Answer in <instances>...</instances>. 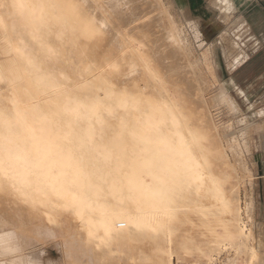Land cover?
Segmentation results:
<instances>
[{
    "label": "bare ground",
    "instance_id": "bare-ground-1",
    "mask_svg": "<svg viewBox=\"0 0 264 264\" xmlns=\"http://www.w3.org/2000/svg\"><path fill=\"white\" fill-rule=\"evenodd\" d=\"M2 1L0 29L11 43L23 80L16 83L0 74V98L4 100L0 105V191L18 196L29 209L54 197L63 208L73 210L100 249L113 244L126 224L140 234L166 229L169 237V225L184 207H214L220 216L229 214V195L219 178L210 177L209 133L202 127L208 126L210 119L205 98L197 102L203 109H195L199 122L192 123L180 105L184 88L172 86L180 101L174 99L167 91L168 81L151 63L147 45L127 34H122L123 45L130 51L125 53L133 64L127 69L133 73L120 69V62L126 59L123 55L111 61L110 68L102 67L101 61L96 63L94 72L80 85L70 81L57 84L47 60L37 59L44 48L53 50L43 36L50 30L45 12L54 4L60 10V21L80 27L76 29L84 39L79 42L101 50L107 45L105 33L112 24L107 8L100 0H84L85 12L81 10L84 2L75 5L81 3L76 0L73 4L68 0ZM91 9L100 14L96 16ZM136 10L141 11L139 6ZM143 28L134 31L141 34ZM172 28L175 30L173 24ZM110 55L109 51L103 53L105 59H111ZM134 70L143 76L142 84L137 83L140 76ZM87 88L105 103L96 114L75 100ZM57 137H62L63 143ZM241 229L245 231L244 226ZM7 241L0 237L1 259L10 254L25 259L21 250ZM260 255L255 248L253 264L260 261ZM260 262L264 264V257Z\"/></svg>",
    "mask_w": 264,
    "mask_h": 264
},
{
    "label": "rangeland",
    "instance_id": "rangeland-1",
    "mask_svg": "<svg viewBox=\"0 0 264 264\" xmlns=\"http://www.w3.org/2000/svg\"><path fill=\"white\" fill-rule=\"evenodd\" d=\"M79 1L81 3L75 5L81 6L84 2H75ZM100 1L112 20L111 28L105 33L108 35L104 34L106 39L109 37L108 42L104 41L107 45L100 46V50L92 40L95 48L92 46L91 50L92 47L84 46V41L79 42L84 39L82 31L78 30L83 38L76 29L80 27L73 23L70 26L66 20L60 21V10L53 4L51 11L45 12L50 30L43 35L45 42L53 45V50L44 48L37 59L47 60L51 66L50 76L57 84L70 81L80 85L94 72L96 63L101 61L102 67L110 68L111 61L123 55L126 59L120 62V69L127 74L133 73L127 69L133 60L127 57L130 51L124 48L122 34L143 40L151 63L168 81L166 87L172 97L180 101L173 87L184 88V100L180 105L186 114L189 113L192 123L199 122V111L195 109L202 106L197 102L204 98L208 101V126L201 125L209 133L210 177L221 180L229 195L230 212L220 216L214 207H184L170 223L169 237L165 235L166 229L140 234L133 225L126 224L113 244L100 249L95 240L89 239L86 228L78 222L73 210L63 208L54 197L37 202L34 209H29L27 202L1 190L0 237L8 238L7 242L19 248L25 259L11 254L6 259L0 256V264H253L255 248L260 250L261 261L264 257V208L261 209V203H264L262 8L254 0H247L245 5L242 1L237 4L238 0H230L237 6L233 11L225 12L216 0H210L208 5L213 16H201L191 9L199 8L201 0H188L191 7L186 0ZM84 4L82 12L88 11ZM1 6L2 0L0 11ZM137 6L141 11L136 10ZM91 10L96 16L100 14ZM172 24L175 30H172ZM139 26L146 28L141 34L134 31ZM75 33L78 36L74 37ZM77 46L84 52L77 50ZM108 51L111 59L103 56ZM189 64L193 66L192 70ZM0 74L10 76L16 83L23 80V71L13 56L11 43L1 29ZM139 76L137 83L142 84L143 76ZM151 86L155 90L153 82ZM91 91L85 89L75 100L87 104L96 114L100 105L105 103ZM167 91L165 97H168ZM0 103H4L1 98ZM57 139L63 143L62 137ZM260 261L257 264H262Z\"/></svg>",
    "mask_w": 264,
    "mask_h": 264
},
{
    "label": "crops",
    "instance_id": "crops-1",
    "mask_svg": "<svg viewBox=\"0 0 264 264\" xmlns=\"http://www.w3.org/2000/svg\"><path fill=\"white\" fill-rule=\"evenodd\" d=\"M185 1V0H184ZM187 2H188V0H186ZM202 1V4H201V6L199 7V8H196V9H193L192 7H191V5L189 4V2H188V4H189V6L191 7V9L193 10V11H195V12H198V13H200L201 14V16H213V14L211 13L212 11H211V9H210V6L208 5V2L210 1V0H201ZM214 1V0H213ZM228 1V2H227ZM243 2V4L245 5V3H246V1L247 0H238L237 1V4H239V2ZM254 1H256L257 3H258V5L262 8V14L264 15V0H254ZM215 2H217V3H219L220 4V9L222 10V11H225V12H229V11H233V9H234V7L235 6H237L236 5V2L234 3V1H230V0H216ZM225 2V3H224ZM226 2H227V4H226ZM231 3V4H230ZM205 4H206V6H205ZM230 4V5H229ZM244 5H242V6H244ZM231 6V7H230ZM228 7V8H227ZM238 10V9H237ZM236 10V11H237ZM245 10V9H244ZM243 10V11H244ZM242 11V12H243ZM261 29L264 31V29L262 28V26H261ZM261 30V31H262ZM262 31V32H263ZM235 84H236V82H235ZM239 89V88H238ZM240 90V89H239ZM240 92H241V90H240ZM242 93V92H241ZM261 205H262V208L261 209H263L264 208V203H261Z\"/></svg>",
    "mask_w": 264,
    "mask_h": 264
}]
</instances>
